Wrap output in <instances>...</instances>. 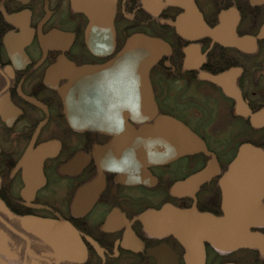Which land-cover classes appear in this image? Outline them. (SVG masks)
<instances>
[{"label":"flooded vegetation","instance_id":"1","mask_svg":"<svg viewBox=\"0 0 264 264\" xmlns=\"http://www.w3.org/2000/svg\"><path fill=\"white\" fill-rule=\"evenodd\" d=\"M108 1L112 33L93 27L87 0H0V264H264L257 190L243 229L213 233L201 223L175 232L150 216L227 217L230 165L244 145L264 151V0ZM190 12L198 32L186 30ZM136 34L170 49L149 70L156 111L144 119L124 110L128 78L104 70ZM111 39V49L92 51ZM83 66L96 71L86 121L119 125H70L59 89ZM160 116L185 125L196 151L165 162L140 152L130 128ZM109 163L125 171H107ZM204 170L208 178L194 183Z\"/></svg>","mask_w":264,"mask_h":264},{"label":"water","instance_id":"2","mask_svg":"<svg viewBox=\"0 0 264 264\" xmlns=\"http://www.w3.org/2000/svg\"><path fill=\"white\" fill-rule=\"evenodd\" d=\"M92 5H95V9L91 7ZM82 11L94 22L93 27L106 25L110 33L113 32L112 19L115 14L113 2L87 0V5L82 7ZM191 14V12L188 13L189 20H185V24H188L186 30L198 32L201 27L197 26L196 17L190 18ZM191 23H193L192 26ZM202 31L206 35L213 36L218 32V29L211 30L203 27ZM112 40L109 43L91 44L90 47L92 51L108 47L111 49L114 46V40ZM169 51V46L159 38L143 34L132 35L117 53L114 61L109 64L107 69H104L107 71L109 69L112 74L124 75L128 78L129 94L130 98L133 99L124 110L129 109L132 117L144 119L142 117H147L149 113L156 111L154 101L150 96L149 70L164 54L170 53ZM94 72L96 71L89 66L73 68L71 73L66 76L69 79L67 84L59 89V94L64 102V110L71 126L108 129L112 125H119L116 124L115 120L113 123L112 121L104 123L86 121L94 117L93 109L96 107L93 100L95 90L89 87L92 85V77L96 76ZM80 110L82 111L81 114ZM80 116L85 122H81ZM135 132L130 128V138H132L133 145L140 148V152L143 151L142 149L147 150L146 157L151 156L153 160L158 162L169 161L181 154L196 151V146L200 144L185 125L170 117L160 116L153 125ZM208 175V171L204 170L195 175L192 181L201 183L208 178ZM225 185L227 189L225 205L230 208L227 212L230 214L228 216L226 214L225 219L216 221L211 215L198 213L195 210L187 212L163 210L152 212L150 216L154 215V220L158 218L164 221L169 220L166 227H161L175 232L177 230L184 232L187 228H192L195 224L201 223L204 224L207 231L213 233L218 232L224 227L223 225L225 228L241 227L243 229L247 222L246 219L249 220V194L253 190L264 193V151L248 145L242 146L236 159L229 167ZM239 190L242 192L241 197L238 196ZM177 218L179 219L178 222H176ZM245 228L247 229V227Z\"/></svg>","mask_w":264,"mask_h":264},{"label":"clouds","instance_id":"3","mask_svg":"<svg viewBox=\"0 0 264 264\" xmlns=\"http://www.w3.org/2000/svg\"><path fill=\"white\" fill-rule=\"evenodd\" d=\"M125 164L128 163L127 158L124 160ZM107 171H115V172H123L125 171V167L123 165H117L115 163H109L106 166Z\"/></svg>","mask_w":264,"mask_h":264}]
</instances>
